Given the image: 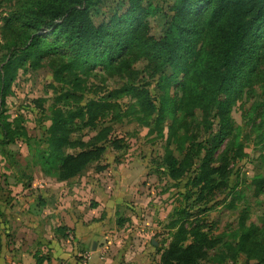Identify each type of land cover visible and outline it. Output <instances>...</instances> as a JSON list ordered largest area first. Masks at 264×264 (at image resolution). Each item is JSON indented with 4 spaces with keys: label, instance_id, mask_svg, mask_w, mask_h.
I'll use <instances>...</instances> for the list:
<instances>
[{
    "label": "trees",
    "instance_id": "1",
    "mask_svg": "<svg viewBox=\"0 0 264 264\" xmlns=\"http://www.w3.org/2000/svg\"><path fill=\"white\" fill-rule=\"evenodd\" d=\"M9 1H13L12 6L0 15V46L6 50L0 60V112L4 90L15 69L26 61L36 66L41 58L59 52L65 59L53 69L57 75L62 70L73 74L74 68L87 70L115 60L152 59L160 71L169 67V73H162L166 85L179 76L175 81L179 96L161 85L160 105L155 107L145 89L130 85L124 89L132 90L141 110L137 118L141 120L155 111L154 121L158 125L168 104L171 120L163 155L167 174L173 178L186 170L183 159H177L169 147L172 136L179 143L175 147L178 154L185 150L190 159L200 156L190 166L193 173L185 177L184 184L190 182L202 195L204 188L211 191L221 183L225 163L217 161L214 151L230 133L229 106L243 87L264 86V66H256L259 58L264 61V0H170L168 21L157 37L148 33L145 16L161 7L149 1L142 4L140 0H125L123 8L112 6L111 11L101 8L103 0ZM74 96L73 91L65 90L56 100ZM108 108L111 103L99 98H89L73 109L51 108L47 148L38 154L43 170L66 178L97 158L104 146L94 140L72 139L71 124L83 115L84 123L91 124ZM191 116L199 119L204 130L210 131L213 123L216 129L199 140L192 139L183 149L176 127L183 126L185 118ZM18 136L28 140L23 130L0 118V144L12 142ZM263 184L264 176L255 178L257 190ZM183 196L188 197L186 193ZM178 212L180 216L168 222L174 228L169 231L166 245L161 250L155 247L158 258L154 264H198L207 249L219 241L197 224L186 228L183 219L189 213L181 208ZM223 244L232 253L241 250L253 255L254 264H264V226L248 222L240 227L235 240ZM32 257L35 264H44L43 254L34 251Z\"/></svg>",
    "mask_w": 264,
    "mask_h": 264
},
{
    "label": "rangeland",
    "instance_id": "2",
    "mask_svg": "<svg viewBox=\"0 0 264 264\" xmlns=\"http://www.w3.org/2000/svg\"><path fill=\"white\" fill-rule=\"evenodd\" d=\"M140 1L142 4L149 1L152 5L161 7L145 16L148 33L156 37L161 35L168 21L167 5L170 0ZM12 2L0 0V15L10 9ZM124 2L125 0H103L101 8L110 11L114 6L123 8ZM94 17L96 18L95 15ZM5 53V48L0 46V60ZM64 57L56 52L41 58L36 66H31L26 61L15 69L3 92L0 118L23 130L28 135V140L25 142L18 136L12 142L0 144V161L11 162L17 159L15 155H21L18 149H24L26 157L32 155L38 161L40 150L47 148L51 108L73 109L89 98L109 101L111 108L98 115L91 124L84 123L85 115L74 119L70 136L82 141L94 140L104 146L100 155L91 163L103 160L112 149L121 150L122 154L130 152L123 156H135L145 162L143 186L150 202L146 214L151 231L146 238L145 248H142L145 249V253L142 252L145 257L141 259L147 261L146 264H152L155 257L158 258L155 247L161 250L166 245L169 231L174 228H170L168 222L180 216L178 209L181 208L189 213L183 219L186 228L197 224L208 235L219 238V241L207 249V254L198 259V264H254L253 255L241 250L232 253L223 243L235 240L240 227L248 222L264 226V184L261 189L257 190L255 187V178L264 176V86L243 87L229 106L230 133L214 151L217 161L225 163L224 176L218 186L211 191L204 188L201 195L190 182L183 183L186 176L192 175L190 166L198 162L199 155H193L190 159L184 153L185 150L178 154L175 147L179 143L172 136L169 138V147L177 159H183L186 170L172 178L164 168V146L169 134L167 125L171 120L168 104H165L164 116L158 125L154 121L155 111L145 121L141 120L137 118L141 115V110L132 90L124 89L126 85L145 89L155 107H158L161 85L179 96V86L175 82L179 80V76L170 79L166 85L162 73H169V67L165 66L160 71L155 61L148 58H130L126 62L115 60L106 66L95 64L87 70L74 68L71 70L73 74H66L62 70L55 75L53 69ZM257 65L264 66L262 58H259ZM75 75L76 78H73ZM65 90L73 91L75 96L56 100L57 95ZM215 129L216 124L213 123L210 131L204 130L199 119L191 116L185 118L183 126L176 127V133L183 141V149H187L185 147L189 146L192 139L206 137ZM97 166L100 167V164ZM183 193L188 197L184 198ZM131 253L133 252L130 251L129 254Z\"/></svg>",
    "mask_w": 264,
    "mask_h": 264
},
{
    "label": "crops",
    "instance_id": "3",
    "mask_svg": "<svg viewBox=\"0 0 264 264\" xmlns=\"http://www.w3.org/2000/svg\"><path fill=\"white\" fill-rule=\"evenodd\" d=\"M18 150L17 159L0 161V264H35L34 251L44 264L147 263L144 161L106 150L103 160L58 178Z\"/></svg>",
    "mask_w": 264,
    "mask_h": 264
}]
</instances>
